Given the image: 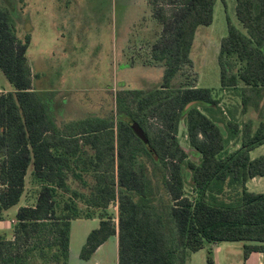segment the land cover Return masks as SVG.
Wrapping results in <instances>:
<instances>
[{"label":"trees","instance_id":"1","mask_svg":"<svg viewBox=\"0 0 264 264\" xmlns=\"http://www.w3.org/2000/svg\"><path fill=\"white\" fill-rule=\"evenodd\" d=\"M217 1L147 0L161 26L150 52L165 68L161 86L118 91L110 118L59 122L50 98L33 87L32 35H20L11 4L0 0V70L12 85L0 93V222L20 203L30 169L37 189L35 204L19 208L13 237H0V264H68L78 219L99 220L80 252L86 262L113 236L118 264H188L202 249L215 264L222 243H243L245 261L264 253V193L247 187L264 177V156L251 157L264 145V116L258 124L230 119L225 135L209 109L220 110L213 89L181 79ZM235 2L242 27L228 21L218 64L221 89L240 90L245 114L259 109L264 91V0ZM183 120L198 162L178 138ZM231 143L240 147L228 152Z\"/></svg>","mask_w":264,"mask_h":264},{"label":"rangeland","instance_id":"2","mask_svg":"<svg viewBox=\"0 0 264 264\" xmlns=\"http://www.w3.org/2000/svg\"><path fill=\"white\" fill-rule=\"evenodd\" d=\"M6 1L11 4L20 35L26 32L32 35L27 57L38 74L34 79L35 90L50 95L52 112L59 122L90 116L110 118L118 91L161 86L165 68L150 55L161 26L153 18L147 0ZM228 21L242 27L236 16V2L218 0L213 23L197 30L191 52L192 64L181 78L189 84L213 89L214 96L220 101V110L213 106L209 109L219 120L225 135L230 119L240 123L252 120L258 124L260 116H264V91L259 109L251 107L244 114L240 90L221 89L218 56L222 39L228 34ZM180 81V78L176 79L175 85ZM0 89L12 90L1 70ZM178 138L190 159L198 162L200 156L190 146L185 120L180 123ZM239 147L231 143L228 152ZM261 155L264 156V145L251 152L252 158ZM185 174L190 176L188 171ZM30 179L28 175V191L32 187ZM247 187L251 192L264 193V177L249 180ZM25 204L24 195L20 203L6 213L5 220L0 222V237H13L16 214ZM109 210L118 219V205L112 204ZM98 226V219L72 221L68 264H118L117 236L102 245L90 261L81 260L80 252L87 236ZM225 246L224 250H228ZM237 246L231 248L232 258L234 263L241 264L243 251ZM205 254L204 250L191 256L197 264H206Z\"/></svg>","mask_w":264,"mask_h":264},{"label":"crops","instance_id":"3","mask_svg":"<svg viewBox=\"0 0 264 264\" xmlns=\"http://www.w3.org/2000/svg\"><path fill=\"white\" fill-rule=\"evenodd\" d=\"M149 9H150V7H149ZM31 68H32L33 75L35 76V79H36L38 74L35 73V70L33 69L32 65H31ZM34 82H35V80L33 81V87L35 88V86H34L35 83ZM10 90L11 89H0V91H4V92L10 91ZM46 97L50 98V95L46 94ZM30 174H31V172H30ZM30 174L28 172V175H30ZM30 193H33V195L30 194ZM24 195L26 197V204L24 206H32V205L35 204V201L33 200L34 190L32 189V187H31L30 191H28L27 187H26V191H25ZM71 230H72V228H71ZM225 245H230V246L228 247V246H225ZM234 245H238L237 247H239L243 251V243H241V242H236L234 244L232 243V244H219V245H216L214 247V250H213L214 258H215V264H239V263H234V261H233L234 259L232 258L233 254L231 252V248L234 247ZM224 246L226 247L225 249H228V250H224ZM204 250L206 251L205 261H206V264H207V250L206 249H202V250H200V251H198L196 253L202 252ZM196 253H192V254H196ZM237 255H239V254H237ZM188 264H197V262H196V260H194V258H192V256H190ZM241 264H264V253H258V252L252 253L249 256V258L245 261L244 258H243V252H242V263Z\"/></svg>","mask_w":264,"mask_h":264},{"label":"water","instance_id":"4","mask_svg":"<svg viewBox=\"0 0 264 264\" xmlns=\"http://www.w3.org/2000/svg\"><path fill=\"white\" fill-rule=\"evenodd\" d=\"M130 126L138 137H140L145 143L148 142L146 135L144 134L143 130L136 122H131Z\"/></svg>","mask_w":264,"mask_h":264}]
</instances>
